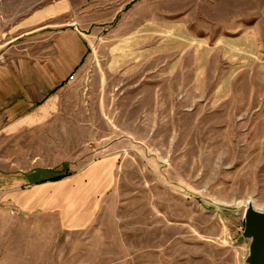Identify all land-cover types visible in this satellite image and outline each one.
I'll use <instances>...</instances> for the list:
<instances>
[{"label": "rangeland", "instance_id": "374dc122", "mask_svg": "<svg viewBox=\"0 0 264 264\" xmlns=\"http://www.w3.org/2000/svg\"><path fill=\"white\" fill-rule=\"evenodd\" d=\"M42 8L90 48L37 121L0 125V180L117 164L80 229L63 225V181L31 211L0 191V264H247L245 208L264 210V0H0V64L7 30Z\"/></svg>", "mask_w": 264, "mask_h": 264}, {"label": "crops", "instance_id": "0c3cea01", "mask_svg": "<svg viewBox=\"0 0 264 264\" xmlns=\"http://www.w3.org/2000/svg\"><path fill=\"white\" fill-rule=\"evenodd\" d=\"M63 11L42 8L25 17L22 25L10 26L8 40L0 64V125H26L37 121L41 112L54 104L58 90L79 71L90 48L83 28L64 22ZM117 164L114 156L102 158L84 166L78 172L52 180L37 179L34 173L16 175L3 182L5 191L17 206L29 210L39 203L53 202L51 185L58 182L63 225L80 229L92 223L97 212L98 198L109 188ZM57 208V210H58Z\"/></svg>", "mask_w": 264, "mask_h": 264}, {"label": "water", "instance_id": "95a60500", "mask_svg": "<svg viewBox=\"0 0 264 264\" xmlns=\"http://www.w3.org/2000/svg\"><path fill=\"white\" fill-rule=\"evenodd\" d=\"M245 229L240 239H250L247 264H264V210L248 201L245 208Z\"/></svg>", "mask_w": 264, "mask_h": 264}, {"label": "trees", "instance_id": "16d2710c", "mask_svg": "<svg viewBox=\"0 0 264 264\" xmlns=\"http://www.w3.org/2000/svg\"><path fill=\"white\" fill-rule=\"evenodd\" d=\"M63 176H65V175H57L55 178H51V179H52V180H57V179L62 178Z\"/></svg>", "mask_w": 264, "mask_h": 264}, {"label": "built area", "instance_id": "2783aa9c", "mask_svg": "<svg viewBox=\"0 0 264 264\" xmlns=\"http://www.w3.org/2000/svg\"><path fill=\"white\" fill-rule=\"evenodd\" d=\"M0 20H1V17H0ZM69 79H71V80L75 79V74H71Z\"/></svg>", "mask_w": 264, "mask_h": 264}]
</instances>
